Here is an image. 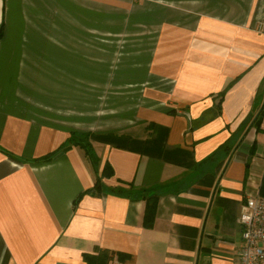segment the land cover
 <instances>
[{
	"label": "crops",
	"instance_id": "crops-1",
	"mask_svg": "<svg viewBox=\"0 0 264 264\" xmlns=\"http://www.w3.org/2000/svg\"><path fill=\"white\" fill-rule=\"evenodd\" d=\"M59 1L76 0H0V264H238L264 176V0L169 5L143 104L114 129L43 105L59 32L34 21L57 24Z\"/></svg>",
	"mask_w": 264,
	"mask_h": 264
},
{
	"label": "rangeland",
	"instance_id": "rangeland-1",
	"mask_svg": "<svg viewBox=\"0 0 264 264\" xmlns=\"http://www.w3.org/2000/svg\"><path fill=\"white\" fill-rule=\"evenodd\" d=\"M58 3L57 24L34 21L42 33L59 32L58 70H52L57 78L43 87L53 101L43 105L57 106L76 127L114 129L129 124L151 81L148 67L168 7L178 0Z\"/></svg>",
	"mask_w": 264,
	"mask_h": 264
},
{
	"label": "built area",
	"instance_id": "built-area-1",
	"mask_svg": "<svg viewBox=\"0 0 264 264\" xmlns=\"http://www.w3.org/2000/svg\"><path fill=\"white\" fill-rule=\"evenodd\" d=\"M257 30L264 32V23ZM243 245L238 264H264V197L259 188L246 192L239 219ZM113 264H119L116 260Z\"/></svg>",
	"mask_w": 264,
	"mask_h": 264
},
{
	"label": "trees",
	"instance_id": "trees-1",
	"mask_svg": "<svg viewBox=\"0 0 264 264\" xmlns=\"http://www.w3.org/2000/svg\"><path fill=\"white\" fill-rule=\"evenodd\" d=\"M1 35H2V33L0 31V37H1ZM221 96L223 97V95H221ZM258 118L260 120H262L264 118V105L262 107V110H261ZM88 138H89L88 136L83 137L80 135H74L72 137V139L70 140V143L81 146L82 148H84L86 150V153H89L90 150L88 149V143H87ZM104 173H105V171H104ZM100 184H101L100 180L97 179L96 189H100ZM96 189H94V190H96ZM260 194L262 195V197H264V176H263L262 183L260 186ZM116 256L118 257V259L120 261H123L124 260L123 257H126L123 254H119V253L115 254V253L109 252V251L98 250L97 256L84 254V262H85V264H110Z\"/></svg>",
	"mask_w": 264,
	"mask_h": 264
}]
</instances>
